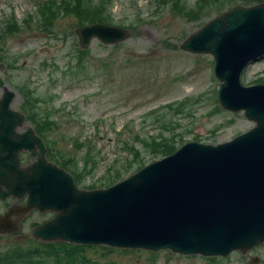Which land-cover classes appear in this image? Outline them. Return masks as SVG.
<instances>
[{
    "label": "rangeland",
    "instance_id": "1",
    "mask_svg": "<svg viewBox=\"0 0 264 264\" xmlns=\"http://www.w3.org/2000/svg\"><path fill=\"white\" fill-rule=\"evenodd\" d=\"M261 2L264 0H0V64H4L0 100L5 87L15 92L11 108L22 111L31 107L34 125H47L43 138L47 144H57L61 155L57 164L62 167L68 162L81 173V189L94 183L105 189L101 180L108 179V183L122 174L134 151L148 156L146 162L151 150L167 144L218 145L255 127L243 112L221 108L213 56L184 51L181 46L219 11ZM60 13L63 16L56 26ZM92 23L123 27L131 36L110 46L94 38L83 50L77 30ZM75 45L78 51L70 55ZM260 80H264V60L249 67L242 77L244 86ZM26 125L34 128L31 122ZM54 154L51 150V161ZM49 218L45 214L30 219L24 233L30 234L36 219ZM22 242L15 239L12 245H0V252ZM88 253L87 257L97 259L102 251ZM250 253L238 252L232 259L211 263L169 251L115 249L101 261L254 264L250 256L261 258L264 247Z\"/></svg>",
    "mask_w": 264,
    "mask_h": 264
},
{
    "label": "water",
    "instance_id": "2",
    "mask_svg": "<svg viewBox=\"0 0 264 264\" xmlns=\"http://www.w3.org/2000/svg\"><path fill=\"white\" fill-rule=\"evenodd\" d=\"M77 34L84 48L94 38L115 45L130 36L102 23L79 28ZM181 49L214 56L222 108L245 111L256 126L224 144H187L107 189H80L72 174L48 161L32 128L17 132L24 117L11 110L15 92L4 88L0 199L27 196L21 218L34 209L55 213L34 229L36 238L205 257L247 253L264 244V84L241 83L245 68L264 58V3L228 10L193 33ZM23 151L36 159L24 168ZM19 220L8 231H18Z\"/></svg>",
    "mask_w": 264,
    "mask_h": 264
},
{
    "label": "trees",
    "instance_id": "3",
    "mask_svg": "<svg viewBox=\"0 0 264 264\" xmlns=\"http://www.w3.org/2000/svg\"><path fill=\"white\" fill-rule=\"evenodd\" d=\"M221 11L218 12L221 13ZM190 16V15H189ZM191 17V16H190ZM206 17V16H204ZM260 83H264V80H260ZM54 144V143H53ZM51 147L52 145L49 144ZM168 148L173 149L174 147L171 145H167V147L163 150L153 151L151 150L152 159L157 158H163L167 156L169 153ZM165 152V153H164ZM143 152H140V154H137L134 156V160H129L128 167L125 168L126 173H118L115 177L112 178L110 182L107 183L108 179L101 180L100 185L102 186H109L113 182H115L117 179H121L122 177L128 175V173L133 172L136 168L137 164L144 163V159H147L148 156H145L142 154ZM92 157L91 154H88L87 157ZM61 158V155L59 154L58 150L55 151V154L53 155V161L55 163H59ZM132 164V165H131ZM131 165V166H130ZM63 168L71 171L75 175V179L78 182V184H81V173L74 170L68 162H64L61 165ZM97 187V184H93L91 186H88L86 188L88 189H94ZM43 249L40 250L38 247H29L25 250H20L19 252H14L4 256L0 257V264H108L101 261L102 258H106L110 256L115 250L107 247H82V246H76L73 244H67L63 242L59 243H44L42 244ZM101 250V258L93 259L89 258L88 252L90 249ZM31 256H29V254ZM112 264V263H111Z\"/></svg>",
    "mask_w": 264,
    "mask_h": 264
},
{
    "label": "flooded vegetation",
    "instance_id": "4",
    "mask_svg": "<svg viewBox=\"0 0 264 264\" xmlns=\"http://www.w3.org/2000/svg\"><path fill=\"white\" fill-rule=\"evenodd\" d=\"M20 161H21V167H26L30 164L33 163V158L30 157V155L27 153V152H23L20 154ZM27 204V197L24 196L22 198H14V197H11L9 199H0V245H3L6 246L8 244L12 245L11 242L12 240H24V242L22 243H17L15 246H21V245H24V243L28 242L30 238H32V231L35 227L41 225L43 222L42 221H39V219H36V221L33 222V228L31 226V231H30V235H24V233L22 234L21 232H18V233H11L10 231V228L13 227V225L11 224H8L6 221L3 222V219L6 217L7 214H9V212L11 211V209L16 206V208L13 210V212H20L21 213V208H23L24 206H26ZM49 214L51 217L52 215L50 213H47ZM45 214L44 213H40L38 210H33L29 215L25 216L23 219H21V229H25L26 226L28 225V221L30 219H34L36 217H42L44 216ZM18 218V217H17ZM21 218V217H20ZM19 218V219H20ZM44 221V220H43ZM21 231V230H20ZM15 244V243H13ZM9 245V246H10ZM258 247H264V244L261 245V246H258ZM254 249L251 251L253 252ZM6 251H1L0 253H5ZM238 253V252H236ZM235 253H233L232 255H230L229 257L227 258H221V257H218V258H204V257H201L202 259L204 260H207V261H210L211 263H214V262H217V260H220V259H225L226 261L228 259H232L233 256H234ZM251 254L250 252L246 255H249ZM245 255V254H244ZM250 262L251 263H255V264H264V256H262L261 258L259 257V255H251L250 256Z\"/></svg>",
    "mask_w": 264,
    "mask_h": 264
},
{
    "label": "bare ground",
    "instance_id": "5",
    "mask_svg": "<svg viewBox=\"0 0 264 264\" xmlns=\"http://www.w3.org/2000/svg\"><path fill=\"white\" fill-rule=\"evenodd\" d=\"M21 213L20 212H13L11 214V216L8 219V223H10L11 225L15 226L19 220V218L21 217ZM18 217V218H17Z\"/></svg>",
    "mask_w": 264,
    "mask_h": 264
}]
</instances>
